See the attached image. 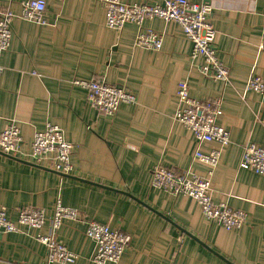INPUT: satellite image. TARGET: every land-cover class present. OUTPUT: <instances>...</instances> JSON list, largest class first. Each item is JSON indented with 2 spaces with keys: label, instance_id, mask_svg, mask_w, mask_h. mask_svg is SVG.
<instances>
[{
  "label": "crops",
  "instance_id": "0c3cea01",
  "mask_svg": "<svg viewBox=\"0 0 264 264\" xmlns=\"http://www.w3.org/2000/svg\"><path fill=\"white\" fill-rule=\"evenodd\" d=\"M23 1L0 0V14H20ZM44 1L49 24L12 21L11 45L1 57L0 134L15 121L27 152L35 132L49 122L59 126L75 146L73 170L65 177L0 152V207L13 220L23 207L42 209L50 218L60 198L85 218L130 236L118 264H264V176L240 168L244 148L264 144V94L245 91L252 74L264 80V0H188L212 7L217 55L230 70L227 84L199 73L202 60L192 61V43L174 22L145 21L146 28L165 36L162 49L151 51L134 46L136 25L121 31L106 27L102 0ZM97 79L126 88L136 104H122L113 116L99 113L87 91L74 84ZM183 81L192 98H223L218 124L230 133V143L201 148L222 151L212 177L213 200L247 214L239 230L207 221L192 198L151 186L157 164L176 173L192 165L195 173L207 175L206 166L192 164L196 139L174 119ZM47 230L22 227L0 234V264H47V249L37 240ZM85 230L83 223L67 220L58 231L59 242L78 256L73 264H95L94 243Z\"/></svg>",
  "mask_w": 264,
  "mask_h": 264
},
{
  "label": "built area",
  "instance_id": "2783aa9c",
  "mask_svg": "<svg viewBox=\"0 0 264 264\" xmlns=\"http://www.w3.org/2000/svg\"><path fill=\"white\" fill-rule=\"evenodd\" d=\"M105 8V25L107 28L121 31L126 24L137 26L134 40L136 48L160 51L164 43V34L144 26L146 20L160 19L165 23H176L183 34L192 43L190 58L193 62L199 58V73L206 79L229 82L230 70L220 60L216 48V30L210 20L212 7L198 5L188 0H166L161 5L130 4L121 0H102ZM47 4L44 0H24L20 14L12 11L0 14V74L4 72L1 57L12 41V21L14 18L34 22L39 25L49 24L46 15ZM264 34V25H263ZM75 85L87 91V101L99 113L113 116L122 104H136L135 95L126 88L112 85L105 79L76 81ZM246 92L264 94V80L252 74L245 86ZM179 107L174 119L187 128L194 136L198 147L192 164L200 163L207 167V175L194 172L192 165L185 171L176 173L157 164L152 170L151 186L171 196H188L195 200L209 222L222 225L227 231L239 230L247 223V214L230 208L226 203L213 200L212 177L217 168L222 151L213 149L203 152L201 146L216 142L221 147L230 143V133L218 124L222 115L223 98L198 100L190 96L188 82H180L177 89ZM264 126V122H261ZM21 130L15 121L10 122L0 134V152L9 156L24 158L38 166H44L61 174H70L73 170L71 156L74 144L66 139L65 132L52 123L45 129L35 132L30 150L22 151ZM134 149L133 146H128ZM240 168L264 176V144L249 143L245 148ZM17 219L9 217L7 211L0 207V234L18 233L22 227L42 230L37 240L47 249V264H73L78 259L75 252L69 250L58 240V231L63 222L70 220L86 226L85 235L94 243L91 261L95 264H118L130 244V236L111 229L108 225L89 220L78 210L65 207L60 198L56 201L53 214L47 218L46 212L35 207H23L17 210Z\"/></svg>",
  "mask_w": 264,
  "mask_h": 264
},
{
  "label": "water",
  "instance_id": "95a60500",
  "mask_svg": "<svg viewBox=\"0 0 264 264\" xmlns=\"http://www.w3.org/2000/svg\"><path fill=\"white\" fill-rule=\"evenodd\" d=\"M60 175H62V176H65V177H70L69 175H67V174H61V173H59ZM80 181H84L85 182V180H80ZM89 183V182H88ZM102 187H104V186H102ZM104 188H106V187H104ZM123 194H125V195H127V196H129V197H131V198H133L130 194H128V193H123ZM154 212H156L155 210H153ZM157 214H159L158 212H156ZM160 216H162L164 219H166L168 222H170L171 224H174V223H172L171 222V220L170 219H168V218H166L165 216H163L162 214H159ZM175 225V224H174ZM176 226V225H175ZM176 227H178V226H176ZM179 229H180V231L183 233V234H186V235H188V236H190V237H193V236H191L186 230H183L182 228H180V227H178ZM193 238H195L196 240H197V238L196 237H193ZM198 241V240H197ZM201 245H203L204 247H206V248H208L212 253H214L215 255H217V256H219L215 251H213L212 249H210L208 246H206L205 244H203V243H201L200 241H198ZM220 258H222V259H224L223 257H221V256H219ZM225 260V259H224ZM226 262H228L227 260H225ZM229 263V262H228Z\"/></svg>",
  "mask_w": 264,
  "mask_h": 264
}]
</instances>
